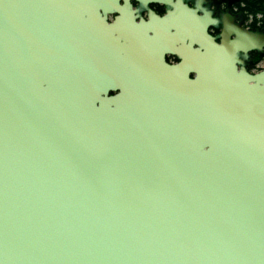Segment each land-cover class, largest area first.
Instances as JSON below:
<instances>
[{
  "label": "water",
  "instance_id": "95a60500",
  "mask_svg": "<svg viewBox=\"0 0 264 264\" xmlns=\"http://www.w3.org/2000/svg\"><path fill=\"white\" fill-rule=\"evenodd\" d=\"M118 1L0 0V264H264V102L227 115L200 36L184 118L189 62L148 77L127 21L87 5Z\"/></svg>",
  "mask_w": 264,
  "mask_h": 264
},
{
  "label": "flooded vegetation",
  "instance_id": "af4514ba",
  "mask_svg": "<svg viewBox=\"0 0 264 264\" xmlns=\"http://www.w3.org/2000/svg\"><path fill=\"white\" fill-rule=\"evenodd\" d=\"M107 4L114 8L107 15L108 22L127 21L128 35L142 42L148 77L152 74L154 54L162 57L171 68L189 62L186 80L178 84L176 92L179 102L185 104L184 109L190 110V113L182 114L184 118L193 121L195 110L194 120H198L200 69L209 68L208 63L213 62L208 55L199 57L200 36L225 47L223 71L226 80L222 85L227 115L235 116L248 97L264 102V46L252 48L246 44L249 37L264 36L262 16H250L246 11V0H120L87 5L99 8ZM187 51L190 59L184 62L182 56ZM202 53H205L204 49ZM147 82L154 87L150 78Z\"/></svg>",
  "mask_w": 264,
  "mask_h": 264
},
{
  "label": "trees",
  "instance_id": "16d2710c",
  "mask_svg": "<svg viewBox=\"0 0 264 264\" xmlns=\"http://www.w3.org/2000/svg\"><path fill=\"white\" fill-rule=\"evenodd\" d=\"M246 11L250 16H262L264 29V0H246Z\"/></svg>",
  "mask_w": 264,
  "mask_h": 264
}]
</instances>
